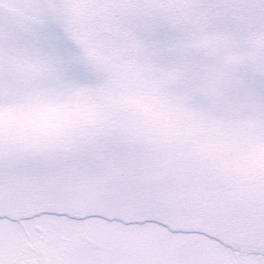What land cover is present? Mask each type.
Listing matches in <instances>:
<instances>
[{
	"label": "snow or ice",
	"instance_id": "6c2138e0",
	"mask_svg": "<svg viewBox=\"0 0 264 264\" xmlns=\"http://www.w3.org/2000/svg\"><path fill=\"white\" fill-rule=\"evenodd\" d=\"M0 264H264V0H0Z\"/></svg>",
	"mask_w": 264,
	"mask_h": 264
}]
</instances>
